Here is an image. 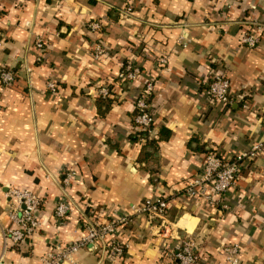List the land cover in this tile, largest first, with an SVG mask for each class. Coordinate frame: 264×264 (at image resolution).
Here are the masks:
<instances>
[{
	"label": "crops",
	"instance_id": "obj_1",
	"mask_svg": "<svg viewBox=\"0 0 264 264\" xmlns=\"http://www.w3.org/2000/svg\"><path fill=\"white\" fill-rule=\"evenodd\" d=\"M127 2L133 9L123 14ZM0 9V67L15 76L0 83V264H42L56 246L79 239L84 222L123 213L133 219L120 229L127 248L113 264H177L175 237L185 235L196 244L197 264H229L223 247L231 244L239 245L241 264H264V0H0ZM91 21H100L98 31L89 30ZM248 30L259 36L254 47L240 41ZM96 43L105 49L98 60ZM127 59L153 83L157 138L149 143L134 133V85L116 80ZM215 71L229 81L225 104L203 94ZM100 87L109 95L100 96ZM259 142L221 207L175 198L167 213L175 237H161L157 220L133 215L131 207L156 191L181 189L210 147L229 157ZM64 170L76 173L67 187ZM10 187L42 199L40 227L24 248L4 238ZM64 194L72 212L59 223L54 206ZM74 257L111 264L88 245Z\"/></svg>",
	"mask_w": 264,
	"mask_h": 264
},
{
	"label": "built area",
	"instance_id": "obj_2",
	"mask_svg": "<svg viewBox=\"0 0 264 264\" xmlns=\"http://www.w3.org/2000/svg\"><path fill=\"white\" fill-rule=\"evenodd\" d=\"M23 1V0H19ZM133 9V3L127 2L123 7V14H129ZM1 14V9H0ZM89 30L98 31L100 21H91ZM241 43L248 47H254L259 42V36L252 31H243L240 37ZM184 45V44H183ZM185 46V45H184ZM36 60L43 58L44 42L38 37L34 41ZM104 46L96 43L93 46V58L98 60L104 53ZM159 61L165 66L167 56L159 57ZM163 66V67H164ZM140 66L132 59H127L116 74V80L123 86L134 85L136 93L133 98V121L135 135L141 143H149L157 138L154 130V115L150 105V97L153 92V83L143 80ZM15 80L12 71L0 67V83L9 85ZM48 87L54 89V82H49ZM108 87H100L98 93L102 97L109 95ZM204 96L214 102L225 104L229 102V81L220 72H213L206 80L203 87ZM261 126L264 129V116L261 118ZM263 144L255 143L249 149L234 153L229 157L220 155L215 148L210 147L204 157L203 164L198 173L192 175L181 189L172 193L156 191L153 196L145 198L140 204L132 206L134 216H145L148 221L157 220L156 227L161 237L176 236L167 219V213L171 203L176 197L185 196L195 200L199 204L210 207H221V199L231 189L239 178L243 162L253 159L261 151ZM76 173L74 171H62V184L67 187ZM9 198L7 215L12 223L6 228L4 238L14 247L24 248L28 245V239L32 238L40 227L41 221L39 211L42 199L39 194L26 187H10L7 191ZM72 207L67 194L58 199L54 206V216L59 223L71 214ZM132 214H117L113 219L105 222L88 220L84 222V234L72 242L58 245L41 257L42 264H76L74 255L77 251L91 245L94 249H100L107 253L110 263L113 264L121 259L127 248L119 232L122 226L132 222ZM177 242L173 245L172 258L177 264H197L199 253L196 244L189 236L175 237ZM226 260L229 264H241L239 259L240 247L231 244L223 247Z\"/></svg>",
	"mask_w": 264,
	"mask_h": 264
},
{
	"label": "trees",
	"instance_id": "obj_3",
	"mask_svg": "<svg viewBox=\"0 0 264 264\" xmlns=\"http://www.w3.org/2000/svg\"><path fill=\"white\" fill-rule=\"evenodd\" d=\"M44 52H45V51H44ZM248 161H251V160L248 159Z\"/></svg>",
	"mask_w": 264,
	"mask_h": 264
},
{
	"label": "water",
	"instance_id": "obj_4",
	"mask_svg": "<svg viewBox=\"0 0 264 264\" xmlns=\"http://www.w3.org/2000/svg\"><path fill=\"white\" fill-rule=\"evenodd\" d=\"M88 246H91V245H88Z\"/></svg>",
	"mask_w": 264,
	"mask_h": 264
}]
</instances>
